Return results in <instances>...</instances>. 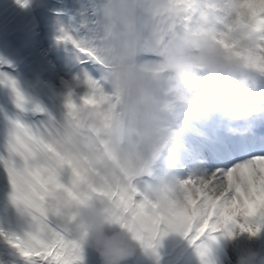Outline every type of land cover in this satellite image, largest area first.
Masks as SVG:
<instances>
[{
  "label": "snow or ice",
  "instance_id": "1",
  "mask_svg": "<svg viewBox=\"0 0 264 264\" xmlns=\"http://www.w3.org/2000/svg\"><path fill=\"white\" fill-rule=\"evenodd\" d=\"M79 17L57 21L79 70L50 99L0 58V264H83V240L60 223L79 203L129 234L133 264H215V233L264 229V155L182 181L156 175L177 114L155 52L207 33L264 74V0H88Z\"/></svg>",
  "mask_w": 264,
  "mask_h": 264
},
{
  "label": "clouds",
  "instance_id": "2",
  "mask_svg": "<svg viewBox=\"0 0 264 264\" xmlns=\"http://www.w3.org/2000/svg\"><path fill=\"white\" fill-rule=\"evenodd\" d=\"M155 55L167 77L164 94L177 115L196 122L219 115L231 136L250 131L233 125L264 115V74L230 55L210 34L189 32L161 46ZM79 151L88 154L90 146L82 145ZM60 223L73 238L83 240L99 264H133L137 259L129 234L108 223L98 204H75L65 210Z\"/></svg>",
  "mask_w": 264,
  "mask_h": 264
},
{
  "label": "rangeland",
  "instance_id": "3",
  "mask_svg": "<svg viewBox=\"0 0 264 264\" xmlns=\"http://www.w3.org/2000/svg\"><path fill=\"white\" fill-rule=\"evenodd\" d=\"M67 1L71 4H79L80 7H87V0ZM15 3L17 2L14 0L0 1V40H3L6 50L11 52L14 60L6 59L2 51H0V58L15 67V74H10L17 79L19 75H22L26 79L24 84L37 88L42 101L44 98L48 100L56 90L62 87V81H69L78 73L79 66L75 62L71 46L66 48L63 44L57 43L59 35L57 21L59 20L64 26H67L68 19L64 20L56 13H53L56 16L45 13L42 8L48 6L52 9L68 7L64 6L65 3L60 6L56 0H31L28 8H22ZM71 16L73 15L71 14ZM31 39L36 40L31 42ZM60 47L66 49V54L55 52L56 48ZM142 59L138 58V62ZM154 59L158 60V57ZM262 88H264V83H262ZM218 116L213 115L207 121H192L194 122L193 126L188 123L191 121L190 117L177 115L173 124L176 132L173 142L176 143V146L169 147L167 145L163 149L165 155L171 156V158L166 161L165 167L163 165L160 168L159 175L182 181L192 174L212 172L217 164L214 156L211 158L208 153L193 142L190 135H180V131L189 126L190 132H187L191 134V131L195 132L197 128L204 129L210 123V127H206L209 132L215 135L224 133V136H230L226 133L224 125L220 128L221 123L218 121ZM260 116L264 117V115ZM250 154L264 155V149L240 154L233 159V162H243L251 158ZM155 166L160 167L156 161L153 164V167ZM153 171L157 175V167L153 168ZM260 242L264 243V229H261L256 236H250L248 233L239 232V230H236L231 237L223 233L212 244L215 264H242L240 260L242 251L244 252L243 256L246 255L249 248L258 250L261 247ZM260 253L264 260V250Z\"/></svg>",
  "mask_w": 264,
  "mask_h": 264
},
{
  "label": "bare ground",
  "instance_id": "4",
  "mask_svg": "<svg viewBox=\"0 0 264 264\" xmlns=\"http://www.w3.org/2000/svg\"><path fill=\"white\" fill-rule=\"evenodd\" d=\"M14 1L16 2V0ZM35 40L36 39H31L30 41L33 42ZM263 106L264 105H262V107ZM218 119H219L218 121L221 123L220 128L222 127V125L226 126L227 123L226 121H222L220 116H218ZM257 120L264 121L261 116H258L249 120L247 123L241 122L238 125L237 124L233 125L234 127H239V128H250L248 134L244 135V137L250 141L249 145H246L243 142V140L239 141V145H237L236 140H234V136L227 137V135L224 136V133L215 135L211 132L202 133L200 130L197 129L195 130L196 134L201 135L204 137V139H206L207 143H204L205 144L204 146L207 149H209V151L214 156L215 162L217 163L215 165L216 168H214V170L210 172L209 175L215 172L218 167L222 166L226 159L233 160L234 157L236 158L242 151H247L248 148H250V150L264 149V127L261 126L260 122ZM192 121H193L192 119L191 121H188L189 125H192L194 123ZM187 131H189V126H186L184 127V129L181 130V132H187ZM207 134H209L210 136H208Z\"/></svg>",
  "mask_w": 264,
  "mask_h": 264
},
{
  "label": "trees",
  "instance_id": "5",
  "mask_svg": "<svg viewBox=\"0 0 264 264\" xmlns=\"http://www.w3.org/2000/svg\"><path fill=\"white\" fill-rule=\"evenodd\" d=\"M19 80L22 83H25V79L24 77L20 76ZM29 88L32 90L33 94L41 100L39 93L37 92V90L31 86L28 85ZM242 254H244V252L242 251ZM240 257L241 263L242 264H257L258 258L257 256H255V249H248L246 255H243ZM83 264H99V260L96 256V254L94 252H92L90 249H88L86 246H84L83 248Z\"/></svg>",
  "mask_w": 264,
  "mask_h": 264
}]
</instances>
